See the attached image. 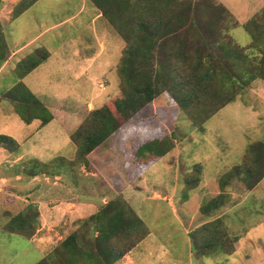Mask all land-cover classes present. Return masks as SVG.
I'll list each match as a JSON object with an SVG mask.
<instances>
[{
    "label": "rangeland",
    "instance_id": "374dc122",
    "mask_svg": "<svg viewBox=\"0 0 264 264\" xmlns=\"http://www.w3.org/2000/svg\"><path fill=\"white\" fill-rule=\"evenodd\" d=\"M229 1L240 21L264 5V0ZM99 13L91 0H0L3 41L11 54L7 61L0 59V135L15 141L11 148L0 145V264H37L73 233L79 244L94 239L97 232L87 219L102 208L105 195L127 199L149 229L150 234L131 251L134 264H264V178L246 193L243 183L237 186L240 195L235 196L239 200L245 193L244 198L222 214L236 244L233 252H198L189 233V225L194 227L203 218L200 214L190 220L191 209L196 215L198 204L218 192L220 176L242 161L250 143L264 142V79H254L201 129L165 94L129 120L117 113L122 126L95 149L89 165L70 137H76L92 110L118 111L114 100L121 92L119 66L130 45L122 33L125 24L117 20L114 25ZM238 26L229 34L245 46L251 36ZM36 50L48 51L49 57L20 78L18 62ZM18 82L50 108L54 117L49 123L41 126L39 120L21 119L4 96ZM156 145H170V150L159 156ZM82 166L96 175L83 184L90 200L77 210L80 218L72 225L63 230L55 226L50 236L33 238L6 228L26 200H32L27 196L37 188L54 187L55 175L80 173ZM71 180L75 187L78 180Z\"/></svg>",
    "mask_w": 264,
    "mask_h": 264
},
{
    "label": "trees",
    "instance_id": "16d2710c",
    "mask_svg": "<svg viewBox=\"0 0 264 264\" xmlns=\"http://www.w3.org/2000/svg\"><path fill=\"white\" fill-rule=\"evenodd\" d=\"M91 1L111 23L115 25L118 20L120 25L125 24L122 33L130 45L119 66L121 92L114 100L118 111L113 113L107 107L92 110L87 122L74 133L76 137H71L82 154L100 147L122 126L117 113L129 120L161 94L167 95L201 129L207 119L235 101L254 79H264V6L241 24L251 36V41L242 46L229 34L240 23L220 0ZM123 8L129 11L121 12ZM8 51L0 23V59L7 61L11 56ZM38 51L18 62L20 78L49 57L48 51ZM4 96L15 105L26 123L39 119L45 125L54 117L23 82H18ZM0 145L11 148L15 141L0 135ZM169 150L170 145H156L155 153L163 156ZM229 173L221 178L222 182L238 177L247 188H253L264 177V142L250 143L242 162ZM37 211L29 205L14 215L6 228L31 237L36 228ZM87 222L97 232L94 239L79 244L77 234L73 233L37 264H115L149 232L129 203L119 198L104 204ZM189 233L194 235L198 252L234 251V242L219 219ZM118 238L119 242L113 241Z\"/></svg>",
    "mask_w": 264,
    "mask_h": 264
},
{
    "label": "crops",
    "instance_id": "0c3cea01",
    "mask_svg": "<svg viewBox=\"0 0 264 264\" xmlns=\"http://www.w3.org/2000/svg\"><path fill=\"white\" fill-rule=\"evenodd\" d=\"M220 1L230 9L231 13L236 17L237 21L240 23L239 26H242L241 24H243L244 22L249 20V19H246L244 21L243 20L240 21V19L237 17V15L232 11L231 2L229 0L226 2H223V0H220ZM99 14H101V13H99ZM232 29H234V27ZM80 64H83V62H81ZM80 64H78V65L80 66ZM36 120H39V119H36ZM39 121H40L41 126H43L41 120H39ZM71 141H72V139H71ZM94 152H95V150H93L89 154H86L85 161L87 162V160H88L90 162L89 165L92 164V160L90 158V155L94 154ZM20 158H21V156L19 155V156H17L16 160H20ZM240 163H238V164H240ZM238 164H235V165H238ZM234 166H232L229 170H227L226 173L222 174L220 176V178H222L225 174H231V173H228V171H231ZM87 169H85V166H82L81 170H79L80 173H71L70 176L66 175V178L62 177L61 175H55V181L52 184V185H54V187H46V189L37 188L36 191L31 194L32 197L27 196V199L32 198V200H26V203L22 206L21 211L24 210L29 205H33L35 207V209L38 210L37 211L38 212L37 218H36V221L34 223V225L36 226V228H35L36 230L33 232V235L29 238L36 237L42 233L50 236V234L53 233L52 230L55 229L54 228L55 226H57L59 229L63 230V228L66 225H68V224L72 225V223L77 218H80V217L76 216L77 210L83 208V206L87 207L86 201L90 200V198H87L84 195V194H86L87 189H86V186L84 189L83 184H85V183L89 184L90 180L93 179L94 176L96 175V173H94V172L88 173L86 171ZM93 174H95V175H93ZM20 177L21 176L18 175V178H20ZM35 178H36V176L33 178V180H35ZM66 179H68V181H66ZM71 179H73V181L78 180L77 184H75L76 185L75 187L70 186V183H72ZM48 181L49 180L47 179V182ZM86 181H88V182H86ZM260 181L253 188H247L246 187L247 189L245 190V193H246V191L249 192L250 190L254 189L260 183ZM242 183L246 186V183L238 177H234L230 181H227V180H224L223 182L220 181V188H219L218 192L215 195H213L212 197H210L207 201H204L202 204H198V206L196 207L198 215L197 214L195 215V209H191L192 218L190 220H193V218L195 219L196 216L200 217V214L203 216V218L200 222L196 223L194 227L191 225V228H190V225H189V231H193V230L199 228L200 226H202L204 224H207L211 221L219 219V220H221L223 227L225 228L226 232L228 233V236L231 238V235H230V233L226 227V223H225L224 219L222 218V214L224 213L226 208H228L229 206H233V205L237 204L238 202H241L242 199L244 198L245 193L241 195V199H239V200H238V197L235 196V192H237L240 195V193H239L240 190L237 186L242 185ZM49 185H51V184H49ZM115 193L120 194L121 192H119V193L115 192ZM114 197L110 198V197H106V195H105L102 198V206L104 204L108 203L110 200L115 199ZM126 201L130 205V202L127 199H126ZM211 202H212V204H211ZM102 206H100L99 209ZM178 207H181L182 210L184 209V206L182 205V201H180V204ZM204 208H206V209L204 210ZM14 215H16V214H14ZM138 216L140 217V215H138ZM144 224H145V222H144ZM13 233H15V232H13ZM149 234L150 233L148 232V234L146 236H148ZM56 235L57 234L54 233V237ZM59 238L61 239L64 237L62 235V236H59ZM233 242H234V240H233ZM235 249H236V244L234 242V250ZM131 251L126 253L115 264H134L135 261L133 260V257L131 256Z\"/></svg>",
    "mask_w": 264,
    "mask_h": 264
}]
</instances>
